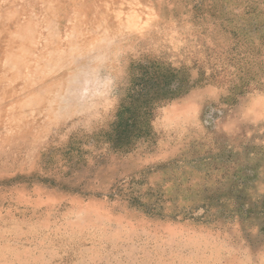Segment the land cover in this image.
<instances>
[{
    "label": "rangeland",
    "instance_id": "rangeland-1",
    "mask_svg": "<svg viewBox=\"0 0 264 264\" xmlns=\"http://www.w3.org/2000/svg\"><path fill=\"white\" fill-rule=\"evenodd\" d=\"M0 264H264V0H0Z\"/></svg>",
    "mask_w": 264,
    "mask_h": 264
},
{
    "label": "trees",
    "instance_id": "trees-1",
    "mask_svg": "<svg viewBox=\"0 0 264 264\" xmlns=\"http://www.w3.org/2000/svg\"><path fill=\"white\" fill-rule=\"evenodd\" d=\"M143 76L134 85L130 106L122 109L111 130L103 135L115 149L131 148L149 136L148 121L152 118L156 104L164 99L161 93L165 82L159 73L144 72Z\"/></svg>",
    "mask_w": 264,
    "mask_h": 264
}]
</instances>
